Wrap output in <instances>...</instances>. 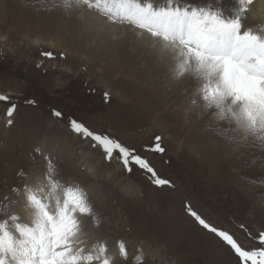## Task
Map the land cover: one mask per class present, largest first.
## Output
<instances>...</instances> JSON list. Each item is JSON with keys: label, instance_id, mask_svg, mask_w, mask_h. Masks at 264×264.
Here are the masks:
<instances>
[{"label": "rangeland", "instance_id": "obj_1", "mask_svg": "<svg viewBox=\"0 0 264 264\" xmlns=\"http://www.w3.org/2000/svg\"><path fill=\"white\" fill-rule=\"evenodd\" d=\"M180 2L221 8L220 0ZM223 10L229 17L236 14L230 1ZM260 20L247 27L264 32V17ZM114 26L76 7L74 0L67 9L63 0H0V94L11 98L0 101V219L7 211L25 219V188L43 180L49 157L61 186L84 189L94 209L95 218L82 217L86 253L107 244L113 264H240L188 206L245 249L260 247L264 148L230 140L227 123L199 106L195 82L174 79L170 62L156 50L159 61L149 63L125 54L113 40L111 47L119 46L125 57L105 54L100 34L105 32L109 42ZM125 28L120 36L132 43L137 37ZM48 51L55 59L42 55ZM13 101L16 110L9 118ZM72 119L133 149L171 186L155 185L135 165L129 173L115 154L106 160L100 147L72 130ZM156 136L162 138L163 153L152 150ZM233 148L241 158L232 155ZM121 240L127 259L119 253Z\"/></svg>", "mask_w": 264, "mask_h": 264}, {"label": "snow or ice", "instance_id": "obj_2", "mask_svg": "<svg viewBox=\"0 0 264 264\" xmlns=\"http://www.w3.org/2000/svg\"><path fill=\"white\" fill-rule=\"evenodd\" d=\"M220 4L221 8L213 10L182 4L180 0H165L162 5L155 0H74L76 7L134 31L170 62L174 79H192L201 99L199 106L216 121L227 123L232 133L230 140L264 148V32L243 27L253 0H239L240 8L234 17L224 14V0ZM72 6L73 0H63L64 8ZM42 55L55 59L53 51ZM0 101L11 98L0 94ZM191 103L197 106L195 99ZM15 110L13 101L7 116L11 118ZM54 115L62 117L59 111ZM12 123L9 119L8 124ZM70 125L76 134L90 139L93 147H100L106 160L111 161L115 154L129 173L135 165L149 173L155 185L171 186L146 158L118 139L93 132L76 119ZM161 139L155 137L153 151H165ZM45 159L48 166L43 180L34 188H25L26 207L30 210L27 222L11 211L0 219V264H113L107 244L94 245L87 253L81 246L85 243L81 239L82 217L95 218L87 192L79 186L62 187L55 179L51 159ZM58 190L62 195H55ZM188 211L200 226L230 247L240 264H264V232L258 236L261 246L247 250L228 231L207 222L190 205ZM95 224L99 225L98 219ZM119 253L125 259L129 255L122 240Z\"/></svg>", "mask_w": 264, "mask_h": 264}, {"label": "bare ground", "instance_id": "obj_3", "mask_svg": "<svg viewBox=\"0 0 264 264\" xmlns=\"http://www.w3.org/2000/svg\"><path fill=\"white\" fill-rule=\"evenodd\" d=\"M224 1H230L231 3V7L233 8V11L237 13V11L240 8V4H239V0H224ZM157 4H160L159 2H156ZM221 5V4H220ZM249 11L246 13V17L243 21V27L244 28H249L247 27V25L251 22H253L254 20H259L258 22H262V20H260L261 18L264 17V0H253V4L249 6ZM231 14V13H230ZM233 17L236 15L234 13L231 14ZM87 17V15H85ZM100 18V17H99ZM260 25H264L263 23H261ZM253 29V27H252ZM126 32H128L129 34H133V36H136V40L133 41L132 43H130L126 38H122V36H120L121 32L123 31V27L121 26H114L113 28H110V30L108 31L111 34L109 43L108 41L106 42L107 38H106V34L105 32H102L101 35V39H105V43L103 44V49H104V53L108 54L110 56H112L113 58L116 57H122L125 54L129 55L130 53L136 56H140V58L138 59H146L150 62L156 63L157 61H159V57L157 55L154 54V49H152L151 47L147 46L140 37H138L136 35V33L134 31H129L127 28H125ZM125 33H123L124 35ZM121 37V38H120ZM135 38V37H134ZM113 40H115L116 42H119V46L121 47V45L124 47L122 50L124 51L125 54H122V52L120 51L119 46L116 47V49H113L111 46L113 44ZM133 40V39H132ZM97 41H100L99 39ZM132 45V47H131ZM59 47V46H58ZM60 50H63L60 48ZM65 50V49H64ZM140 51H143V53H139ZM145 52V55H144ZM125 57V56H124ZM139 65V64H138ZM153 66V65H152ZM131 70L133 68V65L129 67ZM137 68V67H136ZM140 68V67H139ZM164 68V67H163ZM128 69V68H127ZM191 121V119H190ZM206 124V123H205ZM207 125V124H206ZM213 127V126H212ZM216 129V128H215ZM199 131V130H198ZM206 132V131H205ZM213 132V131H212ZM207 133V132H206ZM223 133V132H222ZM212 134V133H211ZM215 134V133H214ZM218 134V133H217ZM221 134V132H220ZM216 135V134H215ZM225 135V134H224ZM214 136V135H213ZM226 136V135H225ZM228 137V136H227ZM216 139V138H215ZM228 141V140H227ZM230 141V140H229ZM221 142V141H220ZM208 143V142H207ZM233 144V143H231ZM232 146V145H231ZM222 147V146H221ZM254 147V146H253ZM225 150V149H224ZM240 150H236L235 148H233V152L232 155H235L236 158H241V155L239 153H236ZM257 151V150H256ZM241 152V151H240ZM248 152V151H246ZM250 154V152H249ZM260 157V156H259ZM263 157V156H262ZM237 163V162H236ZM244 164V163H243ZM241 163V165H243ZM29 213L30 210L28 208H26V217L24 219L25 222H27V219L29 217Z\"/></svg>", "mask_w": 264, "mask_h": 264}]
</instances>
